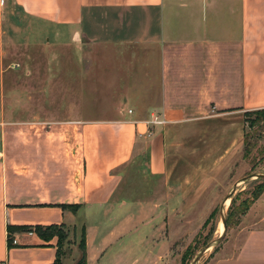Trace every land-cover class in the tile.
I'll return each mask as SVG.
<instances>
[{
  "label": "crops",
  "instance_id": "crops-1",
  "mask_svg": "<svg viewBox=\"0 0 264 264\" xmlns=\"http://www.w3.org/2000/svg\"><path fill=\"white\" fill-rule=\"evenodd\" d=\"M35 44L55 51L57 114L83 116L45 148L42 132L7 160L0 144V264L56 259L37 232L8 248V225L70 228L60 264L81 257L82 229L86 264H169L176 226L214 207L264 109V0H3L0 46ZM206 264H264V191Z\"/></svg>",
  "mask_w": 264,
  "mask_h": 264
},
{
  "label": "rangeland",
  "instance_id": "rangeland-1",
  "mask_svg": "<svg viewBox=\"0 0 264 264\" xmlns=\"http://www.w3.org/2000/svg\"><path fill=\"white\" fill-rule=\"evenodd\" d=\"M24 33L25 31L21 35H25ZM46 38L48 36L43 39ZM25 40L26 38L21 41ZM46 48L47 46L44 44H35L27 48L21 46L17 49L0 46V144L4 145L5 160L8 158V149L12 145L13 148L14 145H18L22 154L23 146L27 143L24 140L25 133L42 132L41 136L36 137L35 135L36 148L40 144L45 148L54 144L53 140L59 139L53 135H44L46 131H51L50 127H57L61 121L67 118L78 119L83 116L81 113L78 115L57 114V109L61 107V99H58L55 82L50 81L51 73L47 70V62L49 58L54 57L55 51L49 47ZM81 53L83 57H86L85 49ZM69 56L71 55L69 54ZM50 68L53 69V67ZM47 77L49 85H53L50 92L47 89ZM83 102L84 100L79 98L80 106ZM30 125H35L32 132L25 131V128H29ZM44 125L46 126L43 127ZM35 127H43V129L34 131ZM64 142H66L65 139ZM16 165L18 171L21 172L22 162L18 161ZM252 174H264V113L258 112L245 116L244 139L240 154L232 162L230 171L224 179L223 188L215 195L212 203L214 207L209 210H193L190 220H186V225L176 226L180 238L173 246L175 254L169 264H191L201 249L219 237L222 233H219L220 208L224 198L234 183ZM262 186L263 180L253 179L245 181L237 187L223 213L226 218L224 238L218 245L205 251L197 264H206L215 251L221 247L223 241L235 231L241 218L263 188ZM64 233L66 239L62 246V252L69 256L72 246L75 244V237H73V231L70 228L65 227ZM81 237L82 232L78 239V251L82 256Z\"/></svg>",
  "mask_w": 264,
  "mask_h": 264
},
{
  "label": "trees",
  "instance_id": "trees-1",
  "mask_svg": "<svg viewBox=\"0 0 264 264\" xmlns=\"http://www.w3.org/2000/svg\"><path fill=\"white\" fill-rule=\"evenodd\" d=\"M255 112L264 113V109L259 110V111H255ZM262 187L263 188H261V190L256 195L255 200H257L259 198V196L262 194V192L264 191V180H263V186ZM58 207H61L63 209L67 208V206H65V205H58ZM64 229H65L64 225H49V226H45V227L8 225L6 227V230H7V246H8V248H11L12 246H14L11 244V237H12V234L14 232H24V231L34 230V232H37V235L39 236V238L45 242H49L52 238L57 239L56 259H55L53 264H60V257H62L64 255V253L62 252V246H63L64 240L66 239ZM80 247L83 250V253H82L81 258L78 260V262L76 264H86V258H85V252H84L85 251L84 229H82V237H81Z\"/></svg>",
  "mask_w": 264,
  "mask_h": 264
},
{
  "label": "water",
  "instance_id": "water-1",
  "mask_svg": "<svg viewBox=\"0 0 264 264\" xmlns=\"http://www.w3.org/2000/svg\"><path fill=\"white\" fill-rule=\"evenodd\" d=\"M253 179H257V180H264V174H252L249 175L247 177L242 178L241 180H239L238 182L234 183L231 187V189L228 192V195L224 198L223 203L221 205V224H222V233L219 235V237L215 240H213L210 244L206 245L203 249H201L199 251V253L195 256V258L193 259L191 264H197L200 260V258L202 257V255L204 254L205 251L215 247L216 245H218L222 239L224 238L225 232H226V218L224 217V204L227 200L231 199L232 194L237 190V187L240 186L241 183L245 182V181H249V180H253Z\"/></svg>",
  "mask_w": 264,
  "mask_h": 264
},
{
  "label": "built area",
  "instance_id": "built-area-1",
  "mask_svg": "<svg viewBox=\"0 0 264 264\" xmlns=\"http://www.w3.org/2000/svg\"><path fill=\"white\" fill-rule=\"evenodd\" d=\"M2 3H3V0H0V4H2ZM128 112H130V111H128ZM2 158H3V155H2V153L0 151V161H2ZM33 234H34V230L24 231V235L32 236ZM11 244L12 245H17L18 244V241H17L16 237H14V236L11 237Z\"/></svg>",
  "mask_w": 264,
  "mask_h": 264
},
{
  "label": "bare ground",
  "instance_id": "bare-ground-1",
  "mask_svg": "<svg viewBox=\"0 0 264 264\" xmlns=\"http://www.w3.org/2000/svg\"><path fill=\"white\" fill-rule=\"evenodd\" d=\"M228 205H229V200H227V201L225 202L223 209L225 210V209L227 208ZM222 230H223V228H222V224H221V225L219 224V233H221Z\"/></svg>",
  "mask_w": 264,
  "mask_h": 264
}]
</instances>
